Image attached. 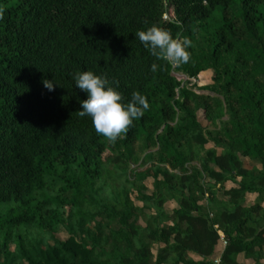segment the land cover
Listing matches in <instances>:
<instances>
[{
  "label": "trees",
  "instance_id": "trees-1",
  "mask_svg": "<svg viewBox=\"0 0 264 264\" xmlns=\"http://www.w3.org/2000/svg\"><path fill=\"white\" fill-rule=\"evenodd\" d=\"M152 25L191 41L186 63L149 54L135 33ZM89 70L125 102L147 100L115 140L78 115L86 95L73 75ZM206 71L208 93L174 76ZM240 254L264 259V0H0V264Z\"/></svg>",
  "mask_w": 264,
  "mask_h": 264
},
{
  "label": "clouds",
  "instance_id": "clouds-1",
  "mask_svg": "<svg viewBox=\"0 0 264 264\" xmlns=\"http://www.w3.org/2000/svg\"><path fill=\"white\" fill-rule=\"evenodd\" d=\"M135 37L149 54L157 59L174 64H183L189 60L188 49L191 41L173 37L167 29L152 25L146 30L136 31ZM150 69L155 71L157 65L153 63ZM73 80L76 88L86 95V99L80 101L81 110L78 115L91 117L95 131L109 140H115L148 108L146 98L136 91L132 92L131 99L125 102L122 94L110 85L108 78L103 74L90 70L78 71L73 75ZM42 84L48 91L58 86L48 79H44Z\"/></svg>",
  "mask_w": 264,
  "mask_h": 264
},
{
  "label": "rangeland",
  "instance_id": "rangeland-1",
  "mask_svg": "<svg viewBox=\"0 0 264 264\" xmlns=\"http://www.w3.org/2000/svg\"><path fill=\"white\" fill-rule=\"evenodd\" d=\"M174 76L179 80L181 81L183 84H187L188 86H193L195 85L196 86V89L199 90V92H202V93H208L207 91L204 92L203 90H201L203 87L205 86H209L212 84V77H213V73L212 71H206V72H202L198 78L196 79H192V80H189L187 77L185 76H182L180 74H177V73H174ZM214 145L213 144H209L207 146V149H210V148H213ZM219 152H221L222 150L219 148L218 149ZM242 161L243 163L245 164V166L247 167H258V168H261V165L259 163H256V162H253L247 158H242ZM141 169H138V172H140ZM153 178H149L147 181H146V185L149 187V188H152L153 187ZM230 186L229 187H232V184H229ZM132 198L135 202V205L140 208L141 207V203L137 200V196H136V193L135 194H132ZM254 197H249L247 199V202L249 204H252L254 199ZM201 205L205 206L206 205V202L205 201H202L200 203ZM177 208V204L174 203V202H171L169 205H167V210L168 212H171L173 211L174 209ZM56 238L58 240H61V241H65L68 239V233L66 232L65 228H61L59 230V232L57 233L56 235Z\"/></svg>",
  "mask_w": 264,
  "mask_h": 264
},
{
  "label": "crops",
  "instance_id": "crops-1",
  "mask_svg": "<svg viewBox=\"0 0 264 264\" xmlns=\"http://www.w3.org/2000/svg\"><path fill=\"white\" fill-rule=\"evenodd\" d=\"M229 184H232V187H229V186H230ZM225 187H226L227 190H229V189H231V188H235L236 186H235V184L229 182V183L226 184ZM249 197H254L253 199H254V201H255L257 195H248V196H247V199H248ZM254 201H253V202H254ZM247 203H248V202H247ZM248 204H249V203H248ZM168 205H169V204H168ZM167 211H168V210H167ZM169 213H170V212H169ZM162 248H164V245H163V244H160V243H155V244H153V247H152V253H153V255H154L155 258H156V256L158 255L159 251H160ZM224 248H225V247L223 246V244L219 241L218 246H217V248H216V249H217V252H218V253H221V252L223 251ZM189 258H190L192 261H195V262L201 261V257H199L198 255H196V254H194V253H189ZM237 261H238V263H240V264H250V262L247 260V258L245 257L244 254H240V255L238 256V258H237ZM260 263H261V264H264V259H262Z\"/></svg>",
  "mask_w": 264,
  "mask_h": 264
},
{
  "label": "built area",
  "instance_id": "built-area-1",
  "mask_svg": "<svg viewBox=\"0 0 264 264\" xmlns=\"http://www.w3.org/2000/svg\"><path fill=\"white\" fill-rule=\"evenodd\" d=\"M216 228H218V226ZM219 235H220V242L223 244L224 247H226L227 246V241L224 239V237H223L221 232H219ZM215 264H221L220 258H218L215 261Z\"/></svg>",
  "mask_w": 264,
  "mask_h": 264
}]
</instances>
